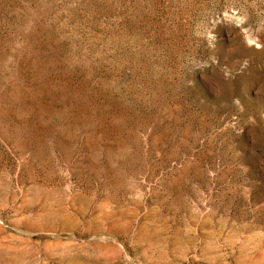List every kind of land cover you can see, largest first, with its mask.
I'll list each match as a JSON object with an SVG mask.
<instances>
[{
    "label": "rangeland",
    "instance_id": "374dc122",
    "mask_svg": "<svg viewBox=\"0 0 264 264\" xmlns=\"http://www.w3.org/2000/svg\"><path fill=\"white\" fill-rule=\"evenodd\" d=\"M0 264H264V0H0Z\"/></svg>",
    "mask_w": 264,
    "mask_h": 264
}]
</instances>
